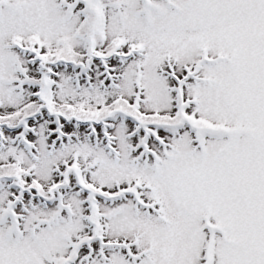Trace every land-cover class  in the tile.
<instances>
[{"label": "snow or ice", "instance_id": "obj_1", "mask_svg": "<svg viewBox=\"0 0 264 264\" xmlns=\"http://www.w3.org/2000/svg\"><path fill=\"white\" fill-rule=\"evenodd\" d=\"M0 264H264V0H0Z\"/></svg>", "mask_w": 264, "mask_h": 264}]
</instances>
